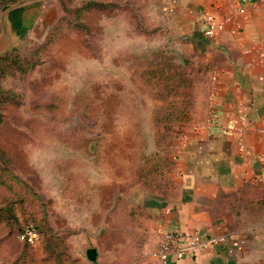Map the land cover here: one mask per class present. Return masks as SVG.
Returning <instances> with one entry per match:
<instances>
[{
	"label": "rangeland",
	"instance_id": "rangeland-1",
	"mask_svg": "<svg viewBox=\"0 0 264 264\" xmlns=\"http://www.w3.org/2000/svg\"><path fill=\"white\" fill-rule=\"evenodd\" d=\"M23 2L0 29V264H156L145 209L173 194L205 67L178 59L149 0L0 15ZM245 210L264 222L263 204ZM25 227L36 245L18 241Z\"/></svg>",
	"mask_w": 264,
	"mask_h": 264
},
{
	"label": "crops",
	"instance_id": "crops-1",
	"mask_svg": "<svg viewBox=\"0 0 264 264\" xmlns=\"http://www.w3.org/2000/svg\"><path fill=\"white\" fill-rule=\"evenodd\" d=\"M149 2L178 59L203 65L206 80L176 156L173 194L146 206L150 238L179 235L181 258L167 264H264V222L245 210L264 205V0ZM204 15L221 25L212 36ZM193 234L228 239L190 252Z\"/></svg>",
	"mask_w": 264,
	"mask_h": 264
},
{
	"label": "built area",
	"instance_id": "built-area-1",
	"mask_svg": "<svg viewBox=\"0 0 264 264\" xmlns=\"http://www.w3.org/2000/svg\"><path fill=\"white\" fill-rule=\"evenodd\" d=\"M203 23L206 27L205 34L212 36L216 30L221 28L220 24H216L214 18L210 15L203 16ZM39 233L33 227H25L17 235L19 242L34 246L39 242ZM179 235L173 232L165 233L159 236V245L155 254L156 264H167L168 258L173 256L178 261L181 258V249L178 248ZM228 235L220 234L210 237H202L197 234L189 236L187 250L190 252L198 249L210 248L213 246L223 245L227 242Z\"/></svg>",
	"mask_w": 264,
	"mask_h": 264
},
{
	"label": "water",
	"instance_id": "water-1",
	"mask_svg": "<svg viewBox=\"0 0 264 264\" xmlns=\"http://www.w3.org/2000/svg\"><path fill=\"white\" fill-rule=\"evenodd\" d=\"M24 5V2L23 3H20V4H16V5H13L12 7H9L7 9H5L2 14L0 15V29H1V33L4 37V39H7L10 37L9 33H10V30L8 29V27L6 26V23H5V17L8 13L20 8L21 6ZM8 51L7 48H3L2 50H0V57L3 56L6 52Z\"/></svg>",
	"mask_w": 264,
	"mask_h": 264
},
{
	"label": "trees",
	"instance_id": "trees-1",
	"mask_svg": "<svg viewBox=\"0 0 264 264\" xmlns=\"http://www.w3.org/2000/svg\"><path fill=\"white\" fill-rule=\"evenodd\" d=\"M17 1H18V0H0V7H1V6H4V5H7V4L15 3V2H17ZM92 253H93V251H92V252H91V251L86 252V254H87V258H88L89 261H92V260L90 259V258H92V257H91Z\"/></svg>",
	"mask_w": 264,
	"mask_h": 264
}]
</instances>
